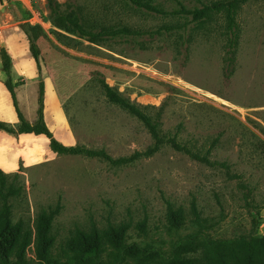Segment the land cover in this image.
<instances>
[{
    "label": "rangeland",
    "instance_id": "obj_1",
    "mask_svg": "<svg viewBox=\"0 0 264 264\" xmlns=\"http://www.w3.org/2000/svg\"><path fill=\"white\" fill-rule=\"evenodd\" d=\"M54 1L61 10L79 9L100 28L142 32L183 22L120 0ZM178 1L198 6L214 0ZM29 2L49 25H29L28 11L14 2L18 24L35 39L36 72L52 84L71 145L119 158L152 143L137 119L105 99L101 79L149 116L158 114L161 133L175 134L192 150L213 142L209 158L228 170L205 166L168 146L122 166L53 153L8 173L5 185L15 192L9 198L12 221L31 227L39 211L58 203L52 221L56 241L90 223L100 228L123 223L131 241L163 251L186 236H246L252 220L255 234L264 236V1L247 0L235 15L239 37L231 72L223 60L220 16L190 32L183 45L176 35L161 34L92 44L54 27L46 0ZM151 4L164 10L174 6L172 0ZM59 133L51 134L59 140ZM166 203L185 213L181 226L167 225ZM139 223L142 231L135 227Z\"/></svg>",
    "mask_w": 264,
    "mask_h": 264
},
{
    "label": "trees",
    "instance_id": "obj_2",
    "mask_svg": "<svg viewBox=\"0 0 264 264\" xmlns=\"http://www.w3.org/2000/svg\"><path fill=\"white\" fill-rule=\"evenodd\" d=\"M157 14H167L183 20L178 25L160 26L149 31H134L125 27L100 28L86 21L79 9L61 10L54 0H46L51 24L57 29L96 44L105 39L134 37L137 35H176L183 45L190 38V32L202 29L212 18L220 16L222 26L220 35L223 37V60L228 72H231L234 55L237 48L239 30L235 15L239 7L247 0H214L208 3L198 2V6H187L181 1L172 0L174 6L164 10L151 0H120ZM264 1V0H262ZM20 27V26H19ZM24 33L28 52L36 69L39 64V52L34 37L20 27ZM10 59L0 48V69L4 78L2 84L8 92L16 120L15 124L0 121V131L11 135L32 133L43 135L48 140L50 151L56 155H81L88 158H98L111 166H122L139 158H148L161 147L168 146L176 152L185 154L190 159L208 167H220L227 173L225 164L209 158L213 142L205 150H192L176 140V135L167 136L159 129V116L151 117L145 108L138 107L111 89L101 79L98 80L105 99L137 119L152 143L143 151H134L126 157L111 158L103 150L86 149L80 146H65L58 142L47 129L42 118L43 85L39 82L37 88L36 120L29 124L17 108L14 89L20 81L13 82L9 75ZM264 150V143L260 144ZM19 171V170H18ZM16 175V174H14ZM237 178L236 175H232ZM8 173L0 171V264H264V236L256 235L252 220L251 231L246 236L232 238H210L208 236H186L177 239L167 251L150 245L139 246L129 239L127 224L106 225L97 227L90 223L87 228H75L60 241L52 233V221L59 211L56 203L37 213L32 226L18 219L12 221L9 198L14 195L12 186L5 185ZM190 210L195 214L194 205ZM185 213L180 207L174 208L166 203L165 221L168 226L179 227L183 224ZM143 230V224L135 226ZM30 251L29 256L27 255Z\"/></svg>",
    "mask_w": 264,
    "mask_h": 264
},
{
    "label": "crops",
    "instance_id": "obj_3",
    "mask_svg": "<svg viewBox=\"0 0 264 264\" xmlns=\"http://www.w3.org/2000/svg\"><path fill=\"white\" fill-rule=\"evenodd\" d=\"M9 2V3H8ZM14 2L25 9L22 0H0V48L10 59L9 75L13 82L21 81L14 89L16 105L22 117L29 124L36 120L38 79L43 85L42 118L45 126L52 134L61 132L62 145L71 146L70 136L65 130V120L59 107V99L55 95L52 84L44 77H39L36 67L28 52V43L19 27V15ZM8 3V4H7ZM21 8V9H22ZM29 66V68H28ZM4 75L0 69V121L15 124L17 122L11 99L2 81ZM31 84H26V81ZM54 137V135H53ZM53 154L48 147V140L43 135L21 133L11 135L0 131V171L14 173L20 167L28 168Z\"/></svg>",
    "mask_w": 264,
    "mask_h": 264
},
{
    "label": "built area",
    "instance_id": "obj_4",
    "mask_svg": "<svg viewBox=\"0 0 264 264\" xmlns=\"http://www.w3.org/2000/svg\"><path fill=\"white\" fill-rule=\"evenodd\" d=\"M8 0H1V2H6ZM25 9L28 11L29 17L27 18V23L29 25H37L41 28H44V26L49 25L48 21H45L38 12L31 6L29 0H25ZM27 84H31V81H28ZM264 231V226H263Z\"/></svg>",
    "mask_w": 264,
    "mask_h": 264
}]
</instances>
